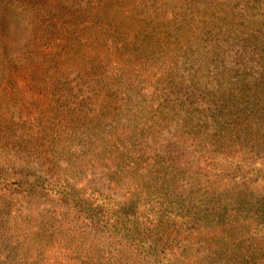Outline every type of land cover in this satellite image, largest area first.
<instances>
[{
    "label": "trees",
    "instance_id": "trees-1",
    "mask_svg": "<svg viewBox=\"0 0 264 264\" xmlns=\"http://www.w3.org/2000/svg\"><path fill=\"white\" fill-rule=\"evenodd\" d=\"M0 71V264H264V0H0Z\"/></svg>",
    "mask_w": 264,
    "mask_h": 264
},
{
    "label": "rangeland",
    "instance_id": "rangeland-1",
    "mask_svg": "<svg viewBox=\"0 0 264 264\" xmlns=\"http://www.w3.org/2000/svg\"><path fill=\"white\" fill-rule=\"evenodd\" d=\"M116 9H117V8H114V10H116ZM119 12H121V9H120L117 13H119ZM174 16H175V15H174L173 13L168 14V17H169V18L176 19V18H174ZM177 20H178L180 23H182V22H181V17L177 18ZM5 101H8V99L5 98V97H3V76H2V72L0 71V109H1L2 111H3V102H5ZM2 119H3V118H2ZM0 151H3V144L0 145ZM240 172H243V171H239L238 173H240ZM8 252H9V250H7V251L1 253L0 258L3 259V257H5L6 255L9 254ZM105 254H106V255L108 254L109 257L112 255L111 253H105ZM240 260H242V258H240ZM240 260L236 261L235 263H236V264L239 263ZM107 261H108V259H105L103 262L107 263ZM253 262H254L253 264H258V263H256V261H254V259H253ZM244 263L247 264L246 261H245Z\"/></svg>",
    "mask_w": 264,
    "mask_h": 264
}]
</instances>
